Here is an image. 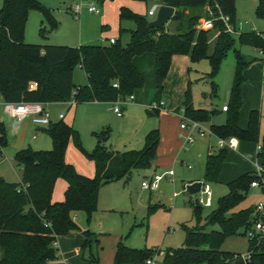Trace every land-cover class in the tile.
<instances>
[{
	"label": "trees",
	"instance_id": "trees-1",
	"mask_svg": "<svg viewBox=\"0 0 264 264\" xmlns=\"http://www.w3.org/2000/svg\"><path fill=\"white\" fill-rule=\"evenodd\" d=\"M91 1L100 7L107 0ZM145 2L146 0H133ZM159 5L173 9L169 20L170 32L148 29L145 16L137 15L125 8L118 9V21L130 22L133 27H119L118 39L108 45H81L76 48L58 45L26 44L23 42L24 26L29 10L37 11L47 25L39 28V37L45 39L58 27L52 12L36 0H1L0 7V96L4 103H40L42 105L66 103L70 98L74 105L90 102L110 104L124 100L142 87V79L132 65V58L146 53L154 56L155 97L159 101L162 83L171 58L184 56L189 62L206 60L210 67L208 77L217 71L221 59L229 50L235 59L233 79L225 104L224 122L209 126L216 138H235L239 142L259 147L256 158L264 164V130L258 142L259 112L248 113L245 128L238 127L241 109L240 88L244 82L243 71L256 61L255 57H244L234 46L261 49L264 44L253 31L238 33L234 38L223 32L219 23H214L218 34L213 39L210 53L207 40L210 31L196 29L197 21L204 16L205 9H216L234 21V0H160ZM254 15L264 21V0H257ZM264 34V32H262ZM126 35L127 41L120 43ZM78 68L84 75V85L75 86L73 70ZM32 85V89H29ZM210 89L215 87L210 83ZM191 120L206 123L213 110L194 109L185 95L181 106L175 111ZM147 115L157 112L146 111ZM50 140L49 150H31L26 147L13 155V162L20 172L19 183H7L0 178V264H57L60 261L53 245L57 237L78 233L73 214L82 213L85 223L96 210L100 187L125 181L133 170L150 167L158 144V130L152 129L143 137L139 150L114 152L105 146L108 129L91 133L94 146L84 151L77 132L62 121L50 122L40 130ZM73 146L93 164L91 178L81 176L64 162L67 143ZM6 146L3 126L0 124V151ZM225 159L223 149L206 155L202 182L217 183L221 165ZM61 179L66 188L63 200L51 202L54 182ZM251 173H245L225 184L226 193L217 199L215 207L201 221V206L191 205L192 227L180 225L183 232L182 246L164 251L155 249L136 250L117 242L112 264H144L154 253L162 252L160 264H230L234 253L220 250L226 238L250 230L255 220L253 207L236 209L246 198ZM151 208H148V212ZM81 252L88 251L87 264H99L91 247L98 248L96 236L81 232ZM246 253L250 259L246 264H264V234L259 244L255 239L246 240ZM96 252V251H95ZM83 259V258H82ZM233 264H242L235 261Z\"/></svg>",
	"mask_w": 264,
	"mask_h": 264
},
{
	"label": "rangeland",
	"instance_id": "rangeland-1",
	"mask_svg": "<svg viewBox=\"0 0 264 264\" xmlns=\"http://www.w3.org/2000/svg\"><path fill=\"white\" fill-rule=\"evenodd\" d=\"M39 1L44 6L57 9V12H55L53 16L57 22L61 24L60 19L63 18L62 14L66 4L65 1L67 0ZM159 1L160 0H146L145 2L146 6L150 7L152 4L158 5ZM256 3L257 0H234L235 24L233 26L235 29L239 27V33L249 32L252 29L258 32L264 31V21L256 18L254 15ZM68 19L74 20L69 16L64 17V26L66 27L68 26L67 24H70ZM146 19L151 20L152 17H146ZM24 27V40H38L40 38L38 34L39 28L47 30V25L42 20L40 14L35 10L28 11ZM66 27L64 29H66ZM164 30L168 32L172 30V23L170 21L165 24ZM50 33L52 34L53 31L48 34ZM215 36V31H210L208 34V53L211 51ZM232 36L234 38L236 37V35ZM126 38V36H121L119 39L120 43H126L127 40H124ZM234 48L238 49L239 53L244 57H255V50L253 48L246 46L237 47L236 45ZM253 63L257 62L254 61ZM141 65L143 67L140 70L142 87L141 89L133 91L131 95L134 96L136 91H142L143 94L150 97L149 101H151L156 95L155 79L154 83L152 82L153 79L152 81L149 80L148 68H146L148 65H145L144 61H142ZM169 67L168 73L163 80V87L160 93L165 98L166 105L164 108L168 116H174L171 112L181 106L185 99V95L194 109L200 108L208 110L210 105L213 108H219L226 104L235 67V59L231 50L225 53L219 63L216 73L211 78L208 77L210 67L206 60L192 63L185 57H177L171 60ZM252 67L255 66L253 65ZM82 81V72L78 68H75L73 70L74 85L79 86L81 85L79 83H82ZM210 83H213L215 90L212 91L210 89ZM118 107L122 115L119 118L115 117L109 111L110 107H104L99 104L82 103L75 108L70 107L67 110L66 114L71 113L73 115L71 125L77 132L80 146L84 151H91V148H88L89 150L84 148L93 144L94 140L91 133L101 131L102 129H108L109 131L105 146H109L112 150L124 152V150H122L124 147L127 149L133 147L132 150H139L143 143V138L141 136L143 131L148 127H152L148 131L157 128V116L147 115L145 113L147 108L145 109L144 106L135 104V102H129ZM256 110L259 112L258 142H261L264 130V98L262 99L260 107ZM55 114L56 112L52 113L53 118ZM244 116V112L240 114L239 111V128ZM224 118L225 114L217 111V113L212 115L208 122L203 123V125H207V127L211 125L218 126L223 124ZM38 136H40V133H38ZM197 143L198 142L192 144L188 150L181 151V157L188 158L187 160H183H186L184 162L191 166L193 171H198V168L200 169L201 167L200 160L196 158L195 146ZM48 147L47 150L50 149V145H48ZM75 150L82 155L76 148ZM181 170L187 172L183 165L176 164L172 167V171L176 176L182 173ZM131 172V178L127 180L124 189V194L126 196L125 202H127L124 208L117 212H95L91 214L88 224L85 223V219L82 221V227L88 226V228H95L94 231L96 232L95 236L98 242V248L94 249L91 247V254L96 255L99 264H101V259L102 261L104 259H110V263L112 262L113 250L117 242H121L124 246L136 250L155 249L164 251L166 249L180 248L183 241V232L180 229V225L185 224L188 227L194 225L191 219L190 209L191 205L194 204V199L197 198L198 195H188L185 191V187H182L181 183L176 181V176L173 177V184H169L165 180H162L156 191L149 192L142 191L139 187L140 182L147 180L149 174L142 170H133ZM208 186L211 193V205L208 208H201V221L214 209L217 199L226 193L224 184L209 183ZM173 193L176 195L172 196ZM258 203L264 204V195L255 189H249L246 198L236 209L247 207L254 208ZM148 208H151L149 212ZM79 223H81L80 218ZM231 240L236 242L237 245L234 243L232 244ZM245 240L246 238L240 235L226 238L221 244L220 250L229 252L235 248L238 249V247H241L242 241L244 242ZM100 254L101 258L99 257ZM87 258L88 251L85 249L81 252V260L87 264ZM159 262L160 258L157 259V264H159Z\"/></svg>",
	"mask_w": 264,
	"mask_h": 264
},
{
	"label": "crops",
	"instance_id": "crops-1",
	"mask_svg": "<svg viewBox=\"0 0 264 264\" xmlns=\"http://www.w3.org/2000/svg\"><path fill=\"white\" fill-rule=\"evenodd\" d=\"M65 2L66 4L62 14L63 18L60 19L61 24L58 22V27L53 31L54 34L50 33L47 35L45 39L39 38L38 40L35 41L26 40V39L24 40L23 37V42L35 43L39 45L59 44L58 46H66L72 48H76L81 45H100V44L108 45L109 39H112L113 41L118 39L119 27H122L124 29H130L133 27V25L130 22L119 23L118 21L119 8H125L132 13L147 17L146 16L147 10L152 5H154L152 4L150 7H148L146 6V2H138L133 0H107L104 1L100 7L97 6L99 8V13L95 15L88 13L85 10L84 4L87 1L67 0ZM76 5H81L82 7L77 17L74 18L72 11H73V7ZM45 7L52 12V15H54V13L57 12L56 8H51L49 6H45ZM66 16H69L74 19V20L68 19V21H70V24H67L68 25L67 27L64 26L65 22L63 20L64 17ZM65 27L66 29H64ZM122 36L125 37L126 35H122ZM124 40H127V38ZM177 57H184V56H173L171 60H174ZM142 61L145 62V65H148V67H146L148 68V73H149L148 78L150 81H152L153 79L152 82L154 83V79H155L154 56L150 53H146L132 58V65L139 73V75H141L140 70L141 68H143L141 65ZM256 62L257 63H252L251 66L249 65L242 73L244 82L240 88V99H241L240 114L241 113L243 114L244 112L245 116L244 119L242 120V124L240 125V129L245 128L249 111L258 109V107H260L262 102L261 91H260V78H261L262 66L257 59ZM253 65L256 67V69L255 67H252ZM146 68L145 70L147 71ZM85 82L86 79H85V75L83 74V81L82 83L79 84L84 85ZM161 96L163 99L161 98ZM149 100L150 97L143 94L142 91H136L135 95L132 96V100L130 102L131 103L135 102V104L142 105L146 109L147 106L152 101ZM159 100L164 101V104L166 105L165 98L163 95L160 94ZM3 103L4 102L0 96V124L3 126L4 136L6 139V146L2 148L0 151V178L7 183H19L20 172L17 170L13 162L14 153L26 147L35 151L47 150L49 148L48 145H50V140L45 134H43L40 131L41 129H44V127H36L32 125L29 119H25L21 122H16L12 119L7 118L2 112ZM88 104H94V105L99 104L104 107L108 106L110 107L109 111L112 113L111 111L112 105L110 104H104L98 102H90ZM76 106L77 105L73 104L70 107L75 108ZM222 106H220L219 108L217 107L213 108L210 105V108H213L216 111L221 112L220 108ZM70 107H68L65 103L44 105L45 110L48 112L50 116L51 123L62 121L66 125L72 127L71 121L73 115L71 113L66 114L67 110ZM210 108L208 110H210ZM176 110L177 108L171 112L174 114V116H168L166 114L167 112L165 111V108H164V112L157 113V115H155L158 118V125L156 128L158 130V135H159L158 144L155 150L154 158L151 161L150 167L142 171H146V173L149 174L148 175L149 178L154 173H162L166 170H172V167L176 164L183 165L187 172L181 170L182 173L179 174L178 176H176L173 171L172 172H173V177L176 176V181L181 183L182 187H185L191 183L200 182L202 180L203 168H204L205 158L207 155L206 152L210 150L212 154H215L219 150L215 148L214 137H205V138L194 137L192 144L198 142L195 146V152H196V158L200 160L201 167L200 169L198 168V171H193L192 167L184 162L188 158L181 157V151L188 150L189 147L192 146V144L190 146H185L182 143V141L178 138L179 117L177 115L178 112L177 113L175 112ZM53 112H56L54 118L52 117ZM59 114H63V118L61 120H58L57 118ZM113 115L117 117L115 114ZM121 116L122 115L120 113L119 117ZM205 127H207V125ZM150 128L152 127H148L145 131H143V133L141 134L142 138ZM38 133H40V136H38ZM94 143L95 142L93 141L92 145H88L91 147L87 146L84 148L86 150H89L90 148L92 149ZM106 147L108 149L110 148L109 146ZM132 148L133 147H131V149H127L124 147V149L122 150H124L125 152L132 150ZM109 150L114 151L111 148ZM114 152H119V151H114ZM224 152H225V159L221 165V169L217 178V183L225 185L226 183L234 180L235 178L245 173L251 172L252 165L256 161L255 144L237 141L236 147L234 149H224ZM64 162L71 165L75 170V172L81 176L91 178L94 174V168L92 162L86 160L82 155H80L75 150L71 141H69L66 145L64 151ZM187 166H189L190 168L188 169ZM131 173L132 172H130L128 178L125 181L121 180V181L112 182L99 188L97 194L95 212H117L124 208V206L127 203L125 202L126 196L124 194L125 193L124 189L127 180L131 178L132 175ZM65 188H66L65 182L62 181L61 179H57L53 185L50 201L51 202L62 201ZM95 212H93L92 214H94ZM79 218L81 223H79ZM72 219L75 225L78 227L79 232L70 233L68 235L56 238V248L58 251V255L62 264H86L81 260L80 246L83 241L81 232L84 230H88L89 232L95 235L96 233L94 231L95 228L93 227L88 228V226L86 227L81 226L82 221L84 220V216L82 213L73 214ZM231 243L237 245V243L234 242L233 240H231ZM246 247H247V242L245 240L244 242L242 241L240 248L239 247L238 249L235 248L234 250H230L229 252L243 254L246 251ZM113 254H114V250H113ZM99 257L101 258V254L99 255ZM100 262L101 264H112V262L110 263V259H104L103 261L101 259Z\"/></svg>",
	"mask_w": 264,
	"mask_h": 264
},
{
	"label": "built area",
	"instance_id": "built-area-1",
	"mask_svg": "<svg viewBox=\"0 0 264 264\" xmlns=\"http://www.w3.org/2000/svg\"><path fill=\"white\" fill-rule=\"evenodd\" d=\"M159 5H152L146 12L147 17L154 18L155 12ZM81 5H76L73 7L72 14L74 18L77 17L81 10ZM84 8L88 13L98 14V7L91 1H87L84 4ZM215 11L210 8L205 9L204 16L197 21L196 29L215 31V35L218 34L217 29L214 30V23H219L223 27V32L228 35H237L239 33V27L236 29L233 25H231L228 21V18L222 15L216 7ZM253 31L257 36L261 38L264 44V34L261 32ZM114 41L112 39L108 40V44H113ZM255 50V58L260 62L261 69V78H260V91L261 98H264V46L261 49ZM32 85H29V89H32ZM132 100V96H127L124 100H119L112 104L111 111L117 117L120 116V109L118 106L125 105ZM68 107L74 104L73 100L70 98L66 103ZM164 101L159 100L157 102H152L147 106V110L150 112L161 113L164 112ZM213 110V108H210ZM221 112H225V106L220 108ZM2 112L4 115L12 119L16 122H21L25 119H29L32 125L36 127H47L50 124V116L48 112L45 110L44 105L40 103H3ZM179 124H178V138L182 141L185 146H190L193 143L194 137L197 138H205V137H214V135L210 132L209 128L205 127L202 123L186 118L182 111L178 112ZM58 120L63 118V114H59L57 116ZM215 138V148L217 150L221 149H234L237 144V140L235 138L228 139H220ZM259 150V147L256 146V153ZM207 155L212 154L210 150H208ZM189 169L190 167L187 166ZM251 175L253 176V180L249 183V189H255L261 194L264 195V164H261L259 160L256 158V161L252 165ZM165 180L167 183H173V172L172 170H166L162 173H154L147 180L141 181L139 187L141 190L154 192L158 189L159 183ZM200 187L198 192L196 193L198 196L194 199V203L203 207L208 208L211 205V193L208 184L199 182ZM176 194L173 193L172 196ZM255 220L252 223L250 230L245 232L246 240L255 239V243L259 244L261 242L262 236L264 234V204L258 203L254 206ZM56 247V242L53 244ZM163 255L162 252L154 253L150 258L146 259L144 264H157V259ZM250 259V255L248 253L237 254L234 253L231 257L230 264H233L235 261H239L242 264H246ZM57 264H62V262H58ZM160 264V262H159Z\"/></svg>",
	"mask_w": 264,
	"mask_h": 264
},
{
	"label": "water",
	"instance_id": "water-1",
	"mask_svg": "<svg viewBox=\"0 0 264 264\" xmlns=\"http://www.w3.org/2000/svg\"><path fill=\"white\" fill-rule=\"evenodd\" d=\"M172 15H173L172 8L159 5L155 12L154 18L147 22L146 27L148 29L151 28L161 31L164 29V25L171 19ZM199 187H200V183L194 182L185 186V191L188 195H194L198 192Z\"/></svg>",
	"mask_w": 264,
	"mask_h": 264
}]
</instances>
